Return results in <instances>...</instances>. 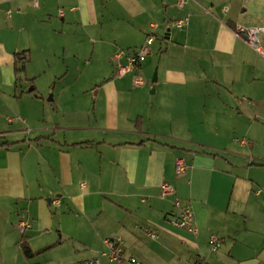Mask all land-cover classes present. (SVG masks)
Wrapping results in <instances>:
<instances>
[{"label":"crops","instance_id":"obj_1","mask_svg":"<svg viewBox=\"0 0 264 264\" xmlns=\"http://www.w3.org/2000/svg\"><path fill=\"white\" fill-rule=\"evenodd\" d=\"M249 1L250 16L248 0L184 8L177 0H0V70L9 83L17 85L15 54L26 52L24 70L37 78L64 66L68 48L81 54L86 38L91 61L100 48L107 63L76 71L41 113L29 108L8 120L22 127L0 131V264H79L116 236L125 258L102 264H264V58L236 32L262 23L264 0ZM185 16L187 26H174ZM149 36L141 65L116 76L113 56L123 52L127 63ZM54 72L64 80L70 69ZM136 74L144 86H134ZM250 112L246 133L259 134L247 142L237 136ZM178 157L188 164L183 175ZM163 182L174 195L161 196ZM177 198L191 206L196 234L170 223ZM213 234L223 240L218 250ZM23 235L41 252L28 257Z\"/></svg>","mask_w":264,"mask_h":264},{"label":"rangeland","instance_id":"obj_2","mask_svg":"<svg viewBox=\"0 0 264 264\" xmlns=\"http://www.w3.org/2000/svg\"><path fill=\"white\" fill-rule=\"evenodd\" d=\"M249 4L250 1L248 0ZM249 10L247 14L250 16L252 11V4L249 6ZM150 35H155L151 33ZM99 37L97 34L96 38ZM108 40H111L112 37L110 35H107ZM98 46V42H96ZM100 45V44H99ZM60 45L59 47H61ZM68 47H71V45H68ZM94 46L93 43L89 42L86 38L84 42V48L81 49V54H76V49H70L67 50V55L65 56V64L64 66H59L58 69L52 68L53 72L48 73L47 75L43 76H37L35 78L33 72L27 73V71H22L20 74H17L16 82L17 85H14L13 83H9L10 80H12V76H5L4 73L0 70L1 73V79H0V131H7L10 129L11 124H18L20 127L23 126V123L20 119H13L12 122L8 121L9 118H20L23 114H26L28 112L29 108H33L34 106H38V111L41 113L43 104H50L52 100H50V97H53L54 94H58L61 92L63 87H66V84H72L74 83L76 79V74L78 70L80 71H93L95 68L99 67L104 64L106 66V60H104V50L98 48L96 55L97 59L96 61H91V55L93 52ZM121 49V48H120ZM128 48H123V50H126ZM252 52H255L254 50ZM62 53V51H61ZM255 54V53H254ZM61 55V54H59ZM58 55V56H59ZM62 56V55H61ZM102 56V59L100 61V57ZM60 64H63V60L60 61L57 59V57L54 59ZM54 65V62H53ZM67 70L70 69L69 77L62 80L58 77V73L54 71H60V70ZM32 82L35 85L36 91L30 92V87L32 85ZM87 85L89 83H86ZM251 114H245L243 117V124L244 129L242 133L238 132V138L239 140H246L247 142H252V137H254L253 133H258V131H252V133L249 135L246 133V128L249 126L248 120H250ZM211 119L214 121L216 119L217 121H221V117L219 114H216V110L212 109L210 112ZM255 118V117H252ZM78 252H84L82 248H77ZM86 251V250H85ZM91 259V258H90Z\"/></svg>","mask_w":264,"mask_h":264},{"label":"built area","instance_id":"obj_3","mask_svg":"<svg viewBox=\"0 0 264 264\" xmlns=\"http://www.w3.org/2000/svg\"><path fill=\"white\" fill-rule=\"evenodd\" d=\"M35 6L39 5V0H30ZM190 0H177V5L180 8H184ZM189 16L175 20L174 26L178 28L185 27L189 24ZM237 34L242 36L245 41L259 54L264 58V19L260 25L256 26H240L236 30ZM155 38L149 36L146 39V44L141 48L134 50L131 54L127 55V63H122L121 59L123 57V52H118L113 56L115 61V75L118 77H123L130 72H133L137 69L141 63L145 60L146 56L151 52L150 45L153 43ZM146 80L139 74H136L134 77L133 84L136 87L144 86ZM188 169V164L185 159L178 157L176 159L175 171L177 175H183ZM85 183H83L84 185ZM160 194L163 197L174 195L175 187L169 182H163L160 188ZM175 205L178 208L179 212L177 215L170 218V223L178 228L186 229L189 232L196 234L197 228L194 225V212L189 204H184L180 199H176ZM19 229L22 234L25 233L28 222L27 220H20ZM144 231L151 237L156 238V230L152 229L150 226H143ZM209 244L212 250H218L222 244L223 240L217 235L213 234L210 236ZM106 249L100 253L97 258L83 260L79 264H102L101 259L107 258L110 262L121 261L125 257V248L123 239L119 236L113 238H107L105 240ZM131 264H141V262L135 258H130ZM202 258H197L192 264H203Z\"/></svg>","mask_w":264,"mask_h":264},{"label":"trees","instance_id":"obj_4","mask_svg":"<svg viewBox=\"0 0 264 264\" xmlns=\"http://www.w3.org/2000/svg\"><path fill=\"white\" fill-rule=\"evenodd\" d=\"M231 27H233V26H231ZM234 30H235V28H234ZM25 57H26V52L15 54V58H16L15 66H16V73L17 74H20L22 71H25L24 70L25 69V63H26ZM19 63H21V66H19ZM29 90H30V92H32V91L35 92L36 88L34 85H32V87ZM137 126L140 127V118L137 119ZM21 247L28 257H33L36 254L41 252V251H36V252L32 251V249L28 243L27 237L24 235L22 236V239H21Z\"/></svg>","mask_w":264,"mask_h":264}]
</instances>
